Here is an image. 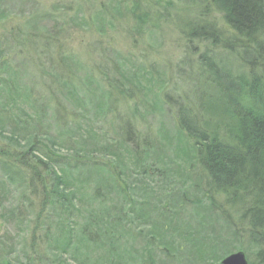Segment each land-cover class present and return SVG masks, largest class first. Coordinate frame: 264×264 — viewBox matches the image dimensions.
Instances as JSON below:
<instances>
[{"label":"trees","instance_id":"16d2710c","mask_svg":"<svg viewBox=\"0 0 264 264\" xmlns=\"http://www.w3.org/2000/svg\"><path fill=\"white\" fill-rule=\"evenodd\" d=\"M122 1L125 0H109V8L106 11L101 10V4L97 7L98 10L93 8L95 13L85 15L91 21L83 19L80 10H77L74 16L61 13L65 16L62 19L58 13L60 9L53 6L57 13L53 21L55 22L56 18L62 19L63 24L58 25L62 30L71 26H89L102 36L92 43L97 46L91 45L89 51L93 54L99 51V55L105 56L109 47L101 42L105 40L107 29L117 23L120 16L132 17L137 23L136 31H140L147 21L146 16L137 14L138 5L143 3L141 0L132 2L128 12L121 10ZM184 1H192L202 6L200 18L195 21L198 23L188 26L185 38L188 43L197 41L196 46L191 45V57L180 60L186 70L187 66L191 67L189 76L194 81L191 80L193 86L190 93L193 95L189 92L183 95L170 94L161 81L149 79L146 74L140 78L134 71L129 74L128 70L132 68L129 65L124 66L121 75L123 81L131 88L127 95L132 96L134 91H138L143 97L140 96L139 101L134 102L132 116L122 122L118 118L121 112H115L114 106H110L108 92L105 91L107 95L100 94L99 99L91 102L92 115L96 122L90 128L84 126V131L77 129L75 136L70 137L76 144L74 148L81 152V156H91L100 150L93 149L89 143L94 137L107 136L105 133L100 135L101 130L100 127L96 129V123L107 120L112 112L109 124L115 125L117 134L115 138L101 141L99 154L105 156L110 163L100 159L82 162L86 173L81 183L78 181L77 172L67 169L69 162L66 163L63 155L52 150L49 141L41 146L43 141L40 138L49 135L53 142L61 147L58 140L63 136L56 137L47 133V124L44 125L41 120H46L49 114V126L55 130L66 127L70 122L76 126L79 123L76 110L73 111L67 106L70 112L68 114L62 109V101L66 96L73 104L77 102L76 107H83L80 90L87 88L94 92L96 88L88 86L95 84L97 87L91 73H84L83 78H79L76 75L80 65L78 59L64 52L62 53L65 57L58 59L57 68L49 65V68L45 69L43 61L48 60V53L34 48L32 57L37 60L34 68L39 69V74L33 70V87L30 85L31 88L25 91L17 83V73L6 69L4 61L0 63V120L7 121L0 124V135L3 136L9 126L7 134L11 137L5 138L23 149L14 154L5 148L0 149V208L3 203L10 202L11 187L15 181L25 183L27 189L24 188L25 192L20 191L26 210L22 219L34 222L37 229L41 227L50 233L51 230L48 229L54 225L50 223L49 214L53 213L58 220L55 225L60 226L54 227L55 232L51 238L46 235L47 241L51 245L56 241L60 247H57L59 250L56 254L71 253L69 258L75 260L76 264H153L152 255L155 249L166 247V225L157 223L161 226L160 233L155 232L154 229L158 230L159 226L152 225L151 213L154 210L158 212L162 196L176 197L172 180L176 175L166 170L162 164L160 154L163 150L158 148L157 140L151 138L148 128L142 124L137 125L133 119L136 116L143 119L154 114L155 105L160 100L173 111L177 130L189 141L193 162L196 161L195 164L200 170V174L194 176H198L196 182H200L198 191H201L202 195L195 201L199 204L204 201L206 203L198 207L207 209L208 218L211 219L210 216L215 214L222 221L234 222L237 213L238 220L244 227L241 233L234 229L232 232L237 233V238L229 241L247 245L236 246L235 249H243L251 264H264V0ZM162 2L168 5L170 0H154L153 3L160 7ZM209 6L221 16V27L217 26L216 21L209 22L204 18L210 11ZM49 14L46 18L52 20L53 14ZM106 14L109 18H105ZM161 14H168V11L164 10ZM51 38L52 36L45 37L44 40L49 41ZM31 42L32 40L30 44ZM21 44L23 45V42ZM22 45L21 50L30 54ZM197 48H201V52H197ZM48 50L53 53L52 48ZM0 57H3L1 52ZM97 65L103 66L102 63ZM185 69L175 72L185 78ZM103 76L110 83L109 75L104 73ZM77 79L84 88L76 86ZM111 83H114L112 76ZM123 84L125 83L113 84L119 94L126 93ZM34 99L41 100L44 106L34 108L29 102ZM149 103L154 108L143 110L139 114L141 109L138 105L151 106ZM141 127L144 129L140 130ZM12 137L22 141L23 145L12 141ZM124 145L126 152L123 151ZM37 150L44 151V158L41 154H34ZM151 157L157 161L150 160ZM125 159L130 161L127 167L133 163L141 169L142 176H148L152 183L144 184L140 191H136L125 179L131 174L117 171L119 164L122 166ZM55 165L60 169L59 173L54 171ZM191 186L192 183L188 188L179 189L184 194L183 201H189V197L185 196L187 190L192 189ZM62 188L72 190L69 195H76L80 204L84 196L85 204L82 205L86 208L78 214L76 226L68 232L70 234L56 238L63 228L61 222L65 221L59 218V213L60 216L64 213V200L69 198L63 194ZM158 191L163 192V195L156 193ZM84 192L87 195L89 193V197L85 196ZM31 195L32 198H40V205L36 209H33ZM216 198H224V206L215 205ZM167 203L163 205L162 213L166 214L167 210L171 209V204L178 206L172 202ZM226 205L229 207H225ZM18 208L19 205L10 212L16 218L19 217L16 216ZM49 208L51 211L48 214ZM162 213L160 214L163 215ZM185 227H182V230ZM171 230L173 227H168L169 233ZM172 236L174 235H169V238ZM206 244L209 245L208 242ZM206 244L193 245L192 250L185 256L193 258V253L198 251L196 254L201 256V259L215 261L230 253L227 251L222 256L214 255L216 247ZM204 251H210V254H203ZM173 252H166L164 255L174 259ZM92 253L100 256L98 261L96 258L92 259ZM2 262L4 263V258ZM57 262L68 263L67 259Z\"/></svg>","mask_w":264,"mask_h":264},{"label":"rangeland","instance_id":"374dc122","mask_svg":"<svg viewBox=\"0 0 264 264\" xmlns=\"http://www.w3.org/2000/svg\"><path fill=\"white\" fill-rule=\"evenodd\" d=\"M108 1L109 0H0V52L3 56L2 58L0 57V63L4 61L6 69L9 68L10 71L12 69L17 73V83L21 86L22 90L24 89L26 91L31 88V86L33 87V70L39 74V69L37 67L34 68V64L37 62V60L32 57L34 48H40L42 52L46 51L48 53V56H46L48 60L44 59L43 61L45 69H48L49 65L53 67L59 65L58 59L65 57L62 52H64V54L74 55L80 64L79 68L76 70V75L79 78H83L82 76L84 73L90 72L91 76H93V79L96 81L94 83H97V87H95V84L88 86L90 88H96L94 92H90L87 88L80 90V98H82L84 103L83 107H76L77 102L73 104L71 99L62 96V98L64 97L61 105L62 109L69 114L70 112L67 109L68 106L69 109L73 111L76 110L77 112L79 123L76 126H74L75 123L72 124V122H70L66 127H59L60 129L55 130L49 126V114L46 116V120H41L44 125L47 124V133L56 137H58V135H63L62 138L58 140L61 147L57 146L49 135L40 138L43 141L40 143L41 146H44V143L49 141L52 150L63 155L67 161L64 162H69L70 166L67 169L77 172V175H79L78 181L80 183L85 177L84 173H86V169L83 168L82 162L85 160L91 162L92 160L100 159L105 163H110L105 156L99 154L101 150V141L115 138V134H117L115 125L112 123L109 124L113 116L112 112L107 120H100V122L96 123V129L100 127L101 130L100 135L105 133L107 136L101 138L94 137L89 143L93 149H100L96 151L99 155L94 152L91 156H81V152L74 148L76 144L70 140V137L75 136L78 132L77 129L84 131V126L90 128L94 126V122H96L92 115L91 102H95L96 99H99L100 94L107 95L106 92H108L110 94V106H114L115 112H121L118 118L122 122L124 119L132 116L134 102L139 101L140 96L143 97L138 91H134L132 96L127 95V91H131V88L129 84L123 81L121 75L124 66L129 65L132 68L128 70L129 74L134 71L140 78L146 74V77L149 79L161 81L165 84L167 92L170 94L183 95L188 92L190 93L193 86L191 82L193 79L189 76L191 67L187 66L188 69L186 70L181 65L180 60H184L187 56L191 57L192 55L190 49L193 46L191 47V45H195L197 41L188 43L185 38L187 36L188 26L198 23L195 21H198L200 18V8H202V6H198L192 1L170 0L168 5L162 2L160 7H158L154 5V0H141L143 3L138 5L137 14L139 16H146L147 21L144 23V27H142L140 31H136L135 26H137V23L132 17L120 16L117 23L107 29L106 35H104L105 40L101 42L104 46L107 45V47H109L105 56L99 55V51H97L99 54L97 52L95 53L96 55L89 51L91 45L93 47L97 46L92 43L97 41V38H102L98 33L91 30L89 26L85 28L71 26L63 30L59 28L58 25L63 24L62 19L65 18L61 13L65 12L68 13V15L74 16L76 11L80 10V16L87 21H91L86 18V16H89L88 13H95L94 9L100 4L101 10L106 11V9L109 8ZM132 2L134 3L135 0L122 1L120 4L121 10H127L128 12V7L132 5ZM53 6L60 9L58 13H60L62 18L59 20L56 18L55 22L53 18L57 16V13ZM168 6L170 8H168ZM96 10H98V8ZM164 10H167L168 14H161ZM208 10L210 11L204 18L209 22L216 21L217 26L222 25L221 16L214 11L213 7L209 6ZM49 13L53 14L52 20L46 18L50 15ZM105 18H109V16L106 14ZM49 36H52L49 41L44 40L45 37ZM31 40L32 42L30 44ZM22 42L23 45L21 44ZM21 45L23 49L29 51L30 54L26 53V51L23 52L21 50ZM47 48H52L53 53ZM196 50L197 52H201L202 49L197 48ZM52 54L56 55L52 56ZM195 56L191 58L192 61H194ZM98 63H102L103 66H98ZM93 69H95L94 72ZM184 69L187 75L185 78L182 77L183 75L180 77L179 74L175 72L179 70L183 71ZM104 73L109 75L110 83L111 76L113 77V84H120V82L125 83L123 86L126 87V93L119 94L115 90L113 84L108 83L104 78ZM76 86L80 89L84 88V86L80 84L79 79L76 81ZM158 99L160 100L159 97ZM29 102L34 108H39L41 105L44 106L41 100L34 99ZM150 105L151 106L138 105L141 109L139 114H141L143 110L154 108L152 104ZM155 106L154 114L144 117L143 119L134 115L136 117H133V119H135L134 122H136L137 125L142 124L148 128V133L151 135V138L153 140L156 139L158 148L163 150L160 154L162 164L165 165L166 170L176 175H172L176 197L171 198L166 195L162 196V204L158 207V212L154 210V212L151 213L152 225L159 226L158 230L157 228L154 229L155 232L157 231V233H160L159 230L161 226L158 225L159 223L166 225L164 227L167 229V233H165V236H167L165 243L166 247L155 249L152 255L154 260L153 264H205V262L206 264H219L222 258L215 261L201 259V256L196 254L198 253L196 247H194V250L197 252L193 253L195 257L185 256V254L189 250H192L193 245H205L207 242L209 245H206L216 247L217 251H215L216 253L213 252L214 255L219 254L222 256L227 251H230V253L236 252V250H238L237 248L235 249L236 246L247 245L244 243L238 244L237 242L231 243L229 240L232 238L236 239L237 233L235 234L232 231L236 229L241 233L244 225L238 220L237 213L234 216V222L232 220L222 221L218 215L215 214L210 216L211 219L208 218L209 212L207 209L198 207L204 205L206 201L203 200L204 202H202V204L195 201L202 193L198 191L200 185V182H196L198 176H194V174H200V170L195 164L196 161L193 162L194 158L191 154L192 149L190 148V143L179 134L180 132L177 130L172 114L173 111L169 109L168 105H164L160 100ZM3 122L7 121L0 120V124ZM143 129L144 128L141 127L140 130ZM8 130H10L9 126L5 129L3 136L0 135V149L5 148L12 154L15 152L20 153L21 150L23 151L22 146L10 143L6 139L11 137L7 134ZM89 135H91V133ZM12 141L23 145L22 141H18L15 137H12ZM125 147L126 145L123 147L124 152H126L124 150ZM43 152L44 151L37 150L34 154H41V157L44 158L45 155ZM150 160L157 161L154 157H151ZM129 163L130 161L125 159L122 166L119 164L117 171L120 173L121 170L123 173L127 172L131 174V176H127L125 179L136 188V191H140L142 185L152 183L148 176H142L140 172L141 169L136 165L134 166L133 163L130 167H127ZM53 169L59 173L60 169L56 165ZM18 177L21 179L20 176ZM15 182L16 183L11 187L12 194L9 196L10 202L6 204L3 203L2 208H0V264H66L65 262H57H62L64 259H67V264H76L75 260L69 258V256L71 257V253H68V255H63L62 253L56 254L58 253V248H60L57 246L56 241H54L52 245L47 241L46 235L51 238L52 234L55 232L54 227L60 226V224L55 225L58 220L53 213H50L51 208L47 210V213H50V223L54 225L51 226V229H48L51 230L50 233H47V231L41 227L37 229L34 222H26L22 219V217H25L26 210L20 191L25 192L24 188H26V186L25 183H21L18 180ZM191 183L192 189L187 190V196H185L189 197V201H183L182 196L184 194H182L179 189L183 187L188 188V185ZM61 190L63 194L69 198L64 200V213L61 216L59 213V218H63L65 221L61 222L63 228L56 238L68 236V234H70L68 232H71L73 227L76 226L75 221L78 220V214L86 208L82 205L85 204L84 196L82 204H80L76 195H69L72 190L64 188ZM156 193L163 195L161 191ZM84 195L86 196L87 194L84 192ZM87 196L89 197V193ZM31 199L34 205L33 209L39 207L40 198H32L31 195ZM167 202H172L180 206L176 207L171 204V209L167 210L166 214L162 213L161 211L164 209L163 205H167ZM225 203L226 200H224V198L215 199V205L217 206L219 204L224 206ZM17 205H19V211L16 216L20 218H16L10 213ZM225 207L229 206L226 205ZM172 211L176 212L172 213ZM170 226L173 227L171 233L168 232V227ZM184 226L186 227L182 230ZM73 232L74 230L72 233ZM171 234L174 236L170 239L169 235ZM49 242L51 241L49 240ZM140 242L142 241L140 240ZM50 247L53 248L51 249ZM168 249H170V251H167ZM242 251L244 250L242 249ZM166 252H173L174 259L165 256L164 253ZM203 254H210V251H204ZM92 255H94L92 259L94 260L96 258L98 261L100 256L93 253ZM3 258L4 263L2 262ZM199 258L201 260H199Z\"/></svg>","mask_w":264,"mask_h":264},{"label":"water","instance_id":"95a60500","mask_svg":"<svg viewBox=\"0 0 264 264\" xmlns=\"http://www.w3.org/2000/svg\"><path fill=\"white\" fill-rule=\"evenodd\" d=\"M220 264H249L247 263L245 254L238 250L237 252L228 254L220 261Z\"/></svg>","mask_w":264,"mask_h":264}]
</instances>
